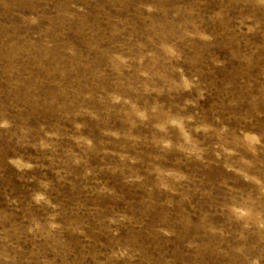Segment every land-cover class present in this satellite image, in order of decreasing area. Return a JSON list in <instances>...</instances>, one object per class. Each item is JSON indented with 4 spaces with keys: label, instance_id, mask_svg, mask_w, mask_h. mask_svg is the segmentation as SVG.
I'll return each instance as SVG.
<instances>
[{
    "label": "rangeland",
    "instance_id": "374dc122",
    "mask_svg": "<svg viewBox=\"0 0 264 264\" xmlns=\"http://www.w3.org/2000/svg\"><path fill=\"white\" fill-rule=\"evenodd\" d=\"M0 264H264V0H0Z\"/></svg>",
    "mask_w": 264,
    "mask_h": 264
},
{
    "label": "clouds",
    "instance_id": "9594fccd",
    "mask_svg": "<svg viewBox=\"0 0 264 264\" xmlns=\"http://www.w3.org/2000/svg\"><path fill=\"white\" fill-rule=\"evenodd\" d=\"M14 163H16L15 161H14ZM26 167H30V165H25ZM36 199H37V201L39 202V200H42L43 199V196H40V195H38L37 197H36ZM121 255H124V253H121Z\"/></svg>",
    "mask_w": 264,
    "mask_h": 264
}]
</instances>
